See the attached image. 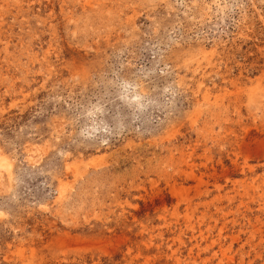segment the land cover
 Here are the masks:
<instances>
[{
  "label": "rangeland",
  "instance_id": "obj_1",
  "mask_svg": "<svg viewBox=\"0 0 264 264\" xmlns=\"http://www.w3.org/2000/svg\"><path fill=\"white\" fill-rule=\"evenodd\" d=\"M0 163V264H264V0H0Z\"/></svg>",
  "mask_w": 264,
  "mask_h": 264
},
{
  "label": "bare ground",
  "instance_id": "obj_2",
  "mask_svg": "<svg viewBox=\"0 0 264 264\" xmlns=\"http://www.w3.org/2000/svg\"><path fill=\"white\" fill-rule=\"evenodd\" d=\"M39 148L37 146H33L29 151H28V156L27 159L30 161L32 164H36L39 161V155H38ZM1 164V163H0ZM3 165H0V171H2ZM5 191V184L2 180H0V192Z\"/></svg>",
  "mask_w": 264,
  "mask_h": 264
}]
</instances>
